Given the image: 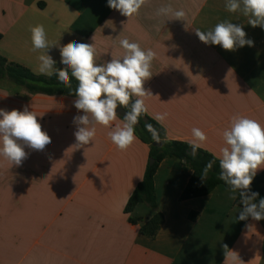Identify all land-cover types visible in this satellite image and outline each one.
<instances>
[{
    "label": "crops",
    "instance_id": "crops-1",
    "mask_svg": "<svg viewBox=\"0 0 264 264\" xmlns=\"http://www.w3.org/2000/svg\"><path fill=\"white\" fill-rule=\"evenodd\" d=\"M168 5L186 13L183 21L156 15ZM225 5L226 0H150L128 18L108 0H0V56L49 76L39 71L45 50H33L29 29L36 25L44 26L54 45L48 55L55 68L65 67L59 48L71 41L93 44L98 64L122 56L124 38L152 49L153 75L144 87L153 96L146 114H167L162 122L154 120L168 141L191 144L192 129H200L207 140L199 149L219 159L233 117L264 125V28L252 27L248 17ZM225 20L243 25L253 46L227 51L196 35ZM75 99L28 94L0 80V109L27 107L51 137L43 151L25 147L21 166L0 157V264H232L231 251L243 264H264V219L239 220L238 192L222 187L181 201L193 171L176 159H165L154 179L164 224L155 239L143 236L125 207L144 178L150 148L135 134L136 141L120 150L102 125H96L93 142L76 148L74 117L83 112ZM122 123L117 115L112 127ZM153 214L140 204L132 216L148 221Z\"/></svg>",
    "mask_w": 264,
    "mask_h": 264
},
{
    "label": "clouds",
    "instance_id": "clouds-1",
    "mask_svg": "<svg viewBox=\"0 0 264 264\" xmlns=\"http://www.w3.org/2000/svg\"><path fill=\"white\" fill-rule=\"evenodd\" d=\"M149 2L150 0H108V6L130 18L138 15L141 8ZM225 7L230 13L239 11L248 17V24L252 27L264 28V0H226ZM156 15L183 21L186 13L183 10H174L168 5L158 8ZM29 30L33 50H45L38 57L40 73L50 76L55 72L59 82L66 88H71L72 78L78 82L74 90V106L83 115L74 117L77 126L74 133L76 148L93 142L96 125H102L111 129L108 136L112 143L120 150H127L137 139L135 125L139 123V117L148 111L146 100L153 96L150 90L145 89L144 84L153 75L151 68L156 53L152 49L144 50L138 43L124 38L120 40L124 49L123 55L113 56L109 62L98 64L97 50L93 44L71 41L59 48L60 62L65 67L58 69L55 68L56 61L48 55V50L54 45H50L44 26H30ZM196 35L203 43L219 45L227 51H234L245 45L253 46V41L246 39L243 25L227 20L217 23L207 32L196 30ZM133 97L136 99L133 100ZM130 102L131 107L124 116L123 123L112 127V122L117 119L118 105L128 108ZM166 115L158 113L154 119L162 122ZM145 128L151 133L152 139L159 142L158 131L151 124H146ZM192 133L194 141L191 142V147L195 155L200 143L206 141L207 136L198 128H193ZM222 135L226 146L220 150L219 179L233 193H239L243 207L238 219H264V199L257 203L259 194L250 191L257 171L264 168V125L245 116H235ZM50 143L51 137L42 130L33 111H29L27 107L23 111L0 109V157L12 166H21L27 158L25 147L43 151ZM209 168L211 164L206 166L200 176L202 180ZM224 248L228 249L227 245ZM231 252L232 264L237 261L243 264L238 255ZM225 256L227 259V254Z\"/></svg>",
    "mask_w": 264,
    "mask_h": 264
},
{
    "label": "trees",
    "instance_id": "trees-1",
    "mask_svg": "<svg viewBox=\"0 0 264 264\" xmlns=\"http://www.w3.org/2000/svg\"><path fill=\"white\" fill-rule=\"evenodd\" d=\"M1 39L2 35H0ZM56 68L62 69L61 67ZM0 80L22 87L28 94L66 95L73 98H76L74 90L78 86L75 78L71 79V88H66L59 82L55 72L50 76L36 75L29 69L17 63L9 62L2 56H0ZM132 99L135 100L134 98ZM130 107L131 102L128 108H123L128 112ZM121 119L123 120V118ZM146 124H151L158 131L160 137L159 145H154L157 141L152 139L151 133L145 128ZM135 134L150 148L149 163L142 182L138 184L126 204L125 213L130 215V224L139 225L140 233L143 236L155 239L164 224V216L158 210L154 179L161 163L165 159H176L190 167L193 171L186 188L181 194V201L208 196L219 187L230 190V187L223 180L219 179L221 171L219 159L199 148H197L195 155H193L190 143L168 141L164 128L146 113L139 117V123L135 125ZM150 160H153V163H150ZM209 164H211V168L208 169L207 175L202 180L200 176L203 175L206 166ZM250 191L259 194L256 200L257 203L260 199H264V171L255 175L250 186ZM140 204L148 206L154 212L152 218L148 221L132 216V213ZM236 204L243 207L240 202L239 193ZM196 217V213L190 215L192 220Z\"/></svg>",
    "mask_w": 264,
    "mask_h": 264
},
{
    "label": "water",
    "instance_id": "water-1",
    "mask_svg": "<svg viewBox=\"0 0 264 264\" xmlns=\"http://www.w3.org/2000/svg\"><path fill=\"white\" fill-rule=\"evenodd\" d=\"M117 115L124 119V116L126 115L127 111L120 105H118L116 109ZM137 125V124H136ZM159 142H155L154 145H159ZM150 163H153V160H150Z\"/></svg>",
    "mask_w": 264,
    "mask_h": 264
}]
</instances>
